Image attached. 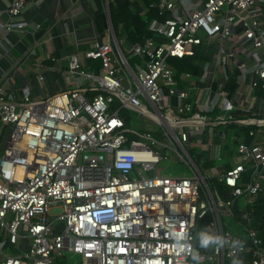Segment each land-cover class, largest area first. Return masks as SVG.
I'll return each instance as SVG.
<instances>
[{
	"label": "built area",
	"instance_id": "1",
	"mask_svg": "<svg viewBox=\"0 0 264 264\" xmlns=\"http://www.w3.org/2000/svg\"><path fill=\"white\" fill-rule=\"evenodd\" d=\"M156 5L154 36L125 51L110 28L86 52L98 70L70 62L72 89L34 101L24 86L17 101L0 84V123L11 126L0 264H264L251 216L264 193V0ZM223 147L215 169L192 154L221 161ZM237 208L245 234L223 220Z\"/></svg>",
	"mask_w": 264,
	"mask_h": 264
},
{
	"label": "crops",
	"instance_id": "2",
	"mask_svg": "<svg viewBox=\"0 0 264 264\" xmlns=\"http://www.w3.org/2000/svg\"><path fill=\"white\" fill-rule=\"evenodd\" d=\"M14 1L0 0V40L6 47L0 48V84L17 101L24 86L31 87L34 101L75 87L77 80L70 74V62L78 58L86 70L96 69L95 60L88 59L86 52L96 41L102 43L110 28L126 41L124 49L135 44L124 22L115 30L112 11L118 14L130 3L140 17H145L150 8L157 6L156 3L148 7L142 0H28L21 16L11 19L7 9ZM9 22H25L26 26L10 31L6 27ZM136 28L135 25L131 31ZM41 73L45 77L43 82L38 79ZM9 129L11 126L0 123V153L9 144L10 136L4 141ZM222 151L228 158L225 147ZM207 156L210 159L211 155Z\"/></svg>",
	"mask_w": 264,
	"mask_h": 264
},
{
	"label": "trees",
	"instance_id": "3",
	"mask_svg": "<svg viewBox=\"0 0 264 264\" xmlns=\"http://www.w3.org/2000/svg\"><path fill=\"white\" fill-rule=\"evenodd\" d=\"M143 2L147 3L148 7H150L151 4H156L158 0H142ZM133 6L132 11H130V7ZM136 6V3H135ZM134 5H130V3L126 4V8L119 12L118 14H112V21L115 30L117 31V27L119 23L122 21L125 24V28L128 30V32L131 35V39L133 43H136L138 41H142V39L146 37H152L154 36V33L149 29L150 22L153 19H162V16L160 15V11L158 6H155L154 8H150V10L147 11L145 17H140V14L138 10H134ZM136 25V29L131 31L132 27ZM117 33V32H116ZM100 61H95V68L98 70L100 68ZM221 191H226L225 187H221ZM253 218V226L258 231L259 236L264 239V193L260 195L254 211L251 213ZM211 220V216H208L207 219L204 221L205 224L208 223Z\"/></svg>",
	"mask_w": 264,
	"mask_h": 264
},
{
	"label": "rangeland",
	"instance_id": "4",
	"mask_svg": "<svg viewBox=\"0 0 264 264\" xmlns=\"http://www.w3.org/2000/svg\"><path fill=\"white\" fill-rule=\"evenodd\" d=\"M127 49L125 48V51ZM130 56V54H129ZM131 59L134 61L135 59L133 57H131ZM11 134V130H7L6 134H5V140L6 141L9 136ZM192 154L194 156H198V158L200 160L203 161V165H204V169H215V167L219 166L220 165V162H224L225 160V154H224V151H221L220 153V158H221V161H219V157L214 159V160H209L208 156L207 155H200L199 154V150H195V151H192ZM168 171L171 172V171H178V166H175L173 164H170L168 166ZM188 171L187 169L183 168V172H186ZM212 179H209V182L210 184H212ZM242 202L241 199L238 200V203L240 204ZM62 212V209L60 208H56V209H53L52 210V214H58ZM223 220H224V223H227L229 225V227L231 228V230L237 234H245V227L243 226V220H242V216H241V212L238 210V208L236 209V214L235 216H232V217H223ZM205 226L206 224H202V231H201V236L202 234H206L204 229H205ZM22 249H24L22 247ZM17 250L15 248H9L7 247L6 249V252L8 254H14ZM74 261H81V257H76V258H72L70 255H68V259L67 260H64L63 261V264H73Z\"/></svg>",
	"mask_w": 264,
	"mask_h": 264
},
{
	"label": "clouds",
	"instance_id": "5",
	"mask_svg": "<svg viewBox=\"0 0 264 264\" xmlns=\"http://www.w3.org/2000/svg\"><path fill=\"white\" fill-rule=\"evenodd\" d=\"M213 240L212 237L206 235V234H202L201 236V246L204 248H207L210 244V242ZM237 243H239L240 248L239 250L242 251L243 250V242L242 241H237ZM194 259H198V257H194ZM234 264H240L239 260L234 261Z\"/></svg>",
	"mask_w": 264,
	"mask_h": 264
},
{
	"label": "water",
	"instance_id": "6",
	"mask_svg": "<svg viewBox=\"0 0 264 264\" xmlns=\"http://www.w3.org/2000/svg\"><path fill=\"white\" fill-rule=\"evenodd\" d=\"M111 23H112V21H111ZM113 26V25H112Z\"/></svg>",
	"mask_w": 264,
	"mask_h": 264
}]
</instances>
